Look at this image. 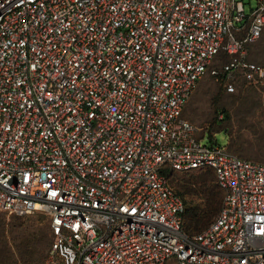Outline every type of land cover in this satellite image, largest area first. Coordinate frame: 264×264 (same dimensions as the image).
<instances>
[{"label":"built area","instance_id":"1","mask_svg":"<svg viewBox=\"0 0 264 264\" xmlns=\"http://www.w3.org/2000/svg\"><path fill=\"white\" fill-rule=\"evenodd\" d=\"M263 32L264 0H0V213L48 215L47 264H264V164L183 117L222 51L264 83ZM165 167L215 171L203 233Z\"/></svg>","mask_w":264,"mask_h":264},{"label":"rangeland","instance_id":"2","mask_svg":"<svg viewBox=\"0 0 264 264\" xmlns=\"http://www.w3.org/2000/svg\"><path fill=\"white\" fill-rule=\"evenodd\" d=\"M243 1L247 13H250L251 7L257 6V0ZM249 50V59L263 66V37L251 45ZM222 56L224 55L212 60L208 72L197 84L185 107L184 118L198 129L199 137L206 134L204 143L210 142L207 134L211 133L213 136L216 134V141L220 146L228 147L238 156L264 163V85L249 84L241 72H237L233 82L223 76L214 75L215 72L222 73L224 66ZM230 84L233 88H230ZM226 115L228 118L222 121ZM197 174L200 173L192 171L188 176ZM23 218L36 223L41 220L46 232L51 228L49 219L40 214ZM0 220L7 225L11 223L12 216L2 212ZM10 244H12L10 237L0 236V255L10 247ZM47 260L38 264H47Z\"/></svg>","mask_w":264,"mask_h":264},{"label":"trees","instance_id":"3","mask_svg":"<svg viewBox=\"0 0 264 264\" xmlns=\"http://www.w3.org/2000/svg\"><path fill=\"white\" fill-rule=\"evenodd\" d=\"M262 37L264 40V32L260 39ZM249 48L248 61L253 62L249 59ZM219 55H224L221 59L222 62H224L221 73L222 75L218 74V72H215L214 75L219 77L223 76L225 79H229L233 82L236 78L237 72L229 73L224 69V67L231 62L233 56L225 51H222L216 55L214 59ZM245 81L251 85H264V83L254 84L246 79ZM227 118L228 115H226L225 119L222 118V121H225ZM207 135L211 142H217L216 134L215 136L211 133ZM225 148L229 152L233 153L228 147ZM239 157L244 158L242 156ZM244 159L250 160L247 158ZM258 163L264 164L262 162ZM197 171L200 174L188 176L190 172L175 171L169 167H165L163 169V173L168 178V184L171 190L184 203L185 210L182 214V228L184 233L188 236H195L203 233L217 220L222 211L225 197V191L220 186L214 170L205 169ZM179 177L183 178L180 179ZM34 214H40L49 219L48 215L44 213H33L23 216L10 214L12 216V220L11 223L7 225H5L4 221L0 220V236L6 235L10 237L12 241L10 247L6 249L2 255H0V262L2 264H38L45 262L48 259L53 241L52 230L50 228L47 232L44 231V225L41 220L36 223L32 222L30 219L23 218Z\"/></svg>","mask_w":264,"mask_h":264}]
</instances>
